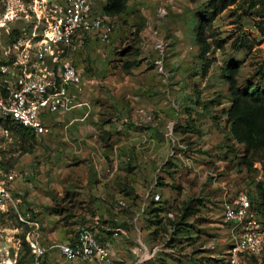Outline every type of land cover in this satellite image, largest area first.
Listing matches in <instances>:
<instances>
[{"label":"rangeland","instance_id":"rangeland-1","mask_svg":"<svg viewBox=\"0 0 264 264\" xmlns=\"http://www.w3.org/2000/svg\"><path fill=\"white\" fill-rule=\"evenodd\" d=\"M88 1L112 32L108 42L85 35L72 49L51 41L61 0H0V61L16 43L11 61H24L31 79L42 78L40 67L56 72L70 61L98 83L88 98L91 117L66 132L53 125L51 137H36L0 121V162L17 173L14 193L29 222L0 218V264H32L29 240L47 248L42 264H107L67 262L49 249L82 226L99 227L109 264H227L221 192L264 182V150L246 156L231 134L228 70L237 87L264 86V7L259 0H127L121 13L105 14L106 0ZM102 172H114L111 183ZM112 199L128 200L118 211L128 220L110 217ZM142 247L155 253L139 263Z\"/></svg>","mask_w":264,"mask_h":264},{"label":"built area","instance_id":"built-area-1","mask_svg":"<svg viewBox=\"0 0 264 264\" xmlns=\"http://www.w3.org/2000/svg\"><path fill=\"white\" fill-rule=\"evenodd\" d=\"M55 36L61 45L77 49L83 44L85 35L96 34L101 42H108L112 28L101 17L93 14L88 0H61L54 10ZM47 41V40H43ZM13 43L7 48L0 61V119L26 128L35 136L51 133L48 118L53 114L68 112L78 107L77 101L83 92L84 80L81 68L72 62H63L58 70L40 67L42 78L31 79L34 72L23 61L17 67L11 61ZM27 54L28 49H24ZM25 54L26 60L28 55ZM39 58L43 51L38 49ZM17 173L0 162V218L11 213L16 222L29 224L24 217L26 204L14 193ZM159 201V194H154ZM220 216L225 225L227 264H264V216L258 205L256 190H231L224 187L219 200ZM1 236V233H0ZM34 236L31 237L33 239ZM32 247V264H42L47 248L29 240ZM56 248L67 262H111V252L106 241L100 240L88 226L78 229L72 240L55 243ZM154 253V252H153ZM153 253L145 252L139 263L145 262Z\"/></svg>","mask_w":264,"mask_h":264},{"label":"trees","instance_id":"trees-1","mask_svg":"<svg viewBox=\"0 0 264 264\" xmlns=\"http://www.w3.org/2000/svg\"><path fill=\"white\" fill-rule=\"evenodd\" d=\"M126 1L106 0L102 10L105 14H119L124 10ZM259 5L264 7V0H259ZM228 71L227 82L232 100L227 116L231 134L234 139L244 144L246 156L261 152L264 150V86L256 84L243 88L237 87L234 80L235 69L232 67ZM0 121L18 126L24 134H31L26 128L8 119H0ZM255 189L258 205L262 207L264 213V182L258 181ZM100 240L103 239L100 238Z\"/></svg>","mask_w":264,"mask_h":264},{"label":"crops","instance_id":"crops-1","mask_svg":"<svg viewBox=\"0 0 264 264\" xmlns=\"http://www.w3.org/2000/svg\"><path fill=\"white\" fill-rule=\"evenodd\" d=\"M72 59V58H71ZM78 66L81 68V66L78 64ZM82 69V68H81ZM83 70V69H82ZM94 72H89V74H88V76H87V73H84V71H83V73H82V75H83V80H84V89H83V94L79 97L78 96V98L79 99H77V101L79 102V103H81L78 107H76V108H74V109H72L71 111H68V112H61V113H57V114H53L52 116H50L49 118H48V122L50 123V125H51V127H53V125L54 126H58V125H60L61 126V130H64V132H66V130H68V128H70V127H72V126H74V125H77V126H79L80 124H81V122L82 121H85V119H87V118H89V117H91L90 115H91V112H92V106L91 105H89V102H88V98L90 99L91 98V96H90V94L92 93V92H94L95 91V89L98 87V83H97V74H93ZM88 77H89V79H88ZM93 77V79L92 80H90L91 78ZM91 100V99H90ZM57 131H58V129H57ZM57 131L56 132H54L55 134L57 133ZM51 133H49V134H47V135H45V136H48V137H51L52 135H50ZM54 135V134H53ZM41 136V135H40ZM37 137V136H36ZM63 137V136H62ZM61 137V138H62ZM65 139V138H64ZM88 141V140H87ZM88 142H90V141H88ZM64 146H66V147H68L69 148V145L66 143V142H63L62 143ZM90 144H91V142H90ZM72 147H73V145H72ZM101 149H100V147L97 145L96 146V148H92V154H94V155H96V156H98V154L99 153H101ZM113 151H116L115 149H113ZM103 155V154H102ZM112 169H113V171L115 172L118 168H117V164H114V166L112 167ZM123 169V168H122ZM113 172V173H114ZM112 173V174H113ZM101 174V173H100ZM110 175V176H107V177H104V174H103V172H102V175L100 176V178H102V176L105 178V179H103L106 183L107 182H110L111 183V181H110V178L113 176V175ZM104 181L102 182V184L104 183ZM140 183V182H139ZM139 183H137L136 184V186L137 187H140V184ZM136 186H133V187H136ZM18 187H19V185L17 184V185H15V187H14V192H16L17 191V189H18ZM123 189H125L126 190V187H122ZM126 192V191H125ZM158 194V193H157ZM154 195V194H153ZM122 197V199L123 198H125V199H127V197H125V195L124 196H121ZM120 197V198H121ZM115 200V199H114ZM29 201V200H28ZM124 201V200H123ZM123 201H118V199H116L115 201H113V199L112 200H110V204L111 205H113L114 206V208L113 209H115V210H111V208L109 209L110 211H111V215H110V217H113V218H115V220H118V219H123L124 217H126V219L128 220V217H129V215H127V216H124L123 217V214L121 213V212H118V211H122V210H124V213L126 212V208H128L129 207V205L128 204H126V203H128V200H125V201H127V202H123ZM117 204H118V207H117ZM141 212V214H143V212H144V208H143V206H141V208H139V210H135V213H136V215H137V217L135 216V219H138V217H139V213ZM128 212V211H127ZM137 212H139V213H137ZM96 221V224H98V219L97 220H95ZM98 228L99 227H95V233L98 235V236H100L99 235V230H98ZM106 229H108V227H105ZM118 230H119V228H115L113 231L115 232V234H118L119 232H126V231H128V228H120V231L118 232ZM226 231V230H225ZM77 233V232H76ZM75 236H76V234H75ZM74 236V237H75ZM73 237V238H74ZM73 238H71V239H65L66 241H68V240H72ZM64 242V241H63ZM109 245V244H108ZM109 248H110V245H109ZM111 249V248H110ZM111 251V250H110ZM149 252L150 250L149 249H147L146 247H142L141 248V250H140V256H142L145 252ZM153 252L155 253V250H153ZM153 253V254H154ZM112 253H111V257H112Z\"/></svg>","mask_w":264,"mask_h":264}]
</instances>
